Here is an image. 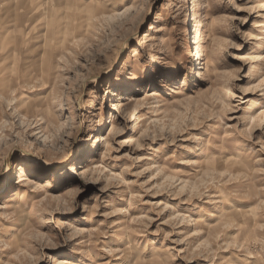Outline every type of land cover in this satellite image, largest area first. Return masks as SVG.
I'll return each mask as SVG.
<instances>
[{
  "label": "rangeland",
  "instance_id": "374dc122",
  "mask_svg": "<svg viewBox=\"0 0 264 264\" xmlns=\"http://www.w3.org/2000/svg\"><path fill=\"white\" fill-rule=\"evenodd\" d=\"M0 66V264H264V0H0Z\"/></svg>",
  "mask_w": 264,
  "mask_h": 264
},
{
  "label": "bare ground",
  "instance_id": "6f19581e",
  "mask_svg": "<svg viewBox=\"0 0 264 264\" xmlns=\"http://www.w3.org/2000/svg\"><path fill=\"white\" fill-rule=\"evenodd\" d=\"M27 2V1H26ZM18 5H19V7L17 8V9H19V8H21V7H29V9H31L32 8V10L34 9V7H32L33 5L29 2V3H27L26 5H25V2H19L18 3ZM37 12V11H36ZM36 12H34L33 13V15L36 13ZM32 15V16H33ZM33 22V20L30 22V23H32ZM33 24V23H32ZM18 28V27H17ZM34 29H35V27H33V28H28V26L26 27V30H29V33H30V31H34ZM64 32H63V34H62V40H59V38H58V45H59V47L61 46L60 45V43L62 44V46H64V43H65V38L67 37V35H68V33H69V26L67 25L65 28H64V30H63ZM20 32V31H19ZM18 32V33H19ZM59 33H61V31H59ZM19 35V34H18ZM26 36V35H25ZM55 36H56V33L55 32H50V31H47V33H45V35H44V50H43V54H41V56L43 57L42 58V61H41V58H40V61H39V63H38V67H39V69H41V74H42V76L44 77V78H46V76H48V74H50V72H49V68H47L46 67V62H45V58L44 57H46L49 53L48 52H52L53 53V51H54V48H55V44H50V42L52 41V39H54L55 38ZM15 41H17L16 43H17V47H16V55H15V57H14V62H13V66L12 67H14V73H15V75L17 74V71H18V67H19V64H20V62H19V59H20V56H21V54H20V52H21V44H20V42H18L19 41V39L17 38V34H16V40ZM62 41V42H61ZM33 48V47H32ZM40 54V53H39ZM23 61H24V57H23ZM32 65V64H31ZM29 67H30V69H31V66L29 65ZM4 71V72H3ZM28 72V71H27ZM27 74H30L31 75V71L30 72H28ZM8 71H6V69H4L3 70V67H1L0 66V92H4V87L6 86V84H7V82L8 81H13V80H11L10 79V77H8ZM20 77V76H19ZM18 77V78H19ZM17 78V79H18ZM38 102H40V101H38ZM39 104V103H38ZM26 111H28V109L26 110ZM22 178V177H21ZM8 179H9V171L7 172V174H6V180L5 181H7L8 182Z\"/></svg>",
  "mask_w": 264,
  "mask_h": 264
},
{
  "label": "snow or ice",
  "instance_id": "6c2138e0",
  "mask_svg": "<svg viewBox=\"0 0 264 264\" xmlns=\"http://www.w3.org/2000/svg\"><path fill=\"white\" fill-rule=\"evenodd\" d=\"M149 71H151V69H149ZM161 72H164L166 73L164 76H163V79H165L168 84H172V85H175V86H178L179 85V79L178 78H175L174 76V73H172L171 70H168V69H161L160 70ZM157 87L160 88V91L162 92H166V88H164L163 86L157 84ZM20 163H23L25 165V167H30L34 162L29 160L28 158H23L20 160ZM3 180V177H0V181Z\"/></svg>",
  "mask_w": 264,
  "mask_h": 264
}]
</instances>
